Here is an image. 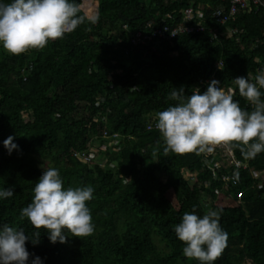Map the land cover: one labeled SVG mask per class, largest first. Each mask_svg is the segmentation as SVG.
Returning a JSON list of instances; mask_svg holds the SVG:
<instances>
[{"label":"trees","instance_id":"16d2710c","mask_svg":"<svg viewBox=\"0 0 264 264\" xmlns=\"http://www.w3.org/2000/svg\"><path fill=\"white\" fill-rule=\"evenodd\" d=\"M74 2L82 15H98V22L86 19L63 39L19 56L0 47V190L14 189L12 197L0 198V227L23 229L33 239L40 232L38 244L26 242L29 264L36 256L43 264H199L184 256L174 229L186 212L202 217L209 209L220 212V226L228 233L214 264H264V183L251 171L264 170V152L246 158L233 147L248 167L239 170L238 184L224 191L202 166L201 154H165L159 131L147 128L158 112L177 103L167 98L173 90L183 87L185 96L197 88L204 92L210 81L200 80L212 76L227 89L234 78L255 72L256 59L264 55V10L238 12L230 23L243 29L236 42L226 36L211 40L205 32L132 47L124 25L135 31L150 20L172 23L168 15L178 20L191 6L201 8L212 25V8L226 1ZM234 93L251 111L237 85ZM105 132L120 134L118 151H108L102 163L75 157L89 151L92 141L107 143ZM9 136L18 145L11 154L4 146ZM48 167L59 169L65 189H94L86 202L95 225L91 236L73 237L65 230L67 242L52 243L47 230L21 216Z\"/></svg>","mask_w":264,"mask_h":264},{"label":"clouds","instance_id":"9594fccd","mask_svg":"<svg viewBox=\"0 0 264 264\" xmlns=\"http://www.w3.org/2000/svg\"><path fill=\"white\" fill-rule=\"evenodd\" d=\"M74 0H10L0 2V45L11 55L19 56L29 50H42L50 41L63 39L87 19L95 24L98 15H82ZM172 35H176L172 33ZM219 67H221L219 65ZM239 95L251 105L243 109L234 100V90L219 87L220 81L211 80L207 89L198 88L185 96V89L173 90L167 97L174 106L157 113L156 128L161 134L165 154H211L217 147L231 150L238 147L246 158L264 152V72L255 76L234 78ZM9 136L4 146L9 154L18 145ZM155 155V151L153 152ZM238 182L239 173L233 174ZM91 186L65 189L59 169L44 168L34 187L31 203L21 211L31 225L49 233L52 243H66L65 230L73 237H88L95 231L88 201L93 198ZM14 194L11 187L0 190V198ZM220 212L209 210L202 217L186 212L175 226L176 236L185 245L183 254L199 264H214L227 247L228 233L220 226ZM23 229L7 224L0 227V264H29L30 253L26 242L39 243ZM31 264H43L36 256Z\"/></svg>","mask_w":264,"mask_h":264},{"label":"built area","instance_id":"2783aa9c","mask_svg":"<svg viewBox=\"0 0 264 264\" xmlns=\"http://www.w3.org/2000/svg\"><path fill=\"white\" fill-rule=\"evenodd\" d=\"M85 1V0H83ZM226 4H222L217 7H213L210 13V19L214 21V24L208 25L205 13L201 8L188 7L183 12L181 17L176 20L175 16L168 15L172 19V23L166 21L165 18L162 19L160 25H155L153 20H150L144 29L129 31L127 25L123 26V29L129 32L128 41L130 46L139 47L149 44L154 39L166 40L171 42L176 36L180 34H199L209 32L211 40H216L221 36H226L233 41H239L243 29L231 26L230 23L234 22L239 11L244 13H251L259 9L264 10V0H225ZM176 21V22H175ZM172 33L176 35H172ZM259 63L255 72H249L254 80L255 76L259 73L264 72V55L256 59ZM222 67V61H219L216 65V69L219 70ZM248 75V74H247ZM246 75V77H247ZM218 80L215 76L210 79L200 80L201 84L208 83L211 80ZM219 81V80H218ZM219 87L220 84L218 85ZM222 88V87H221ZM233 89L235 92V84L233 86L225 89ZM157 117H153L149 124L148 129L156 128ZM158 130V129H157ZM104 136L109 138L107 143H99V149H92L89 147V151H79L75 152V157L83 162L89 163L93 161L94 154L98 155L101 153L103 157L108 151L115 152L120 149L118 143L120 142V134L117 132L104 133ZM96 162V161H94ZM98 162V161H97ZM96 162V163H97ZM202 166L209 169L213 180L221 181L223 183V190H232L238 182H234L233 174L238 173L240 169H246L248 167V162L238 160L235 157L233 148L231 150L224 147H217L215 151L211 154H201ZM100 163V162H98ZM227 167H232L233 171L224 172ZM252 171V175L254 172ZM188 174H186V177ZM188 178V177H187ZM209 183V182H208ZM242 192H238V201L241 200Z\"/></svg>","mask_w":264,"mask_h":264},{"label":"rangeland","instance_id":"374dc122","mask_svg":"<svg viewBox=\"0 0 264 264\" xmlns=\"http://www.w3.org/2000/svg\"><path fill=\"white\" fill-rule=\"evenodd\" d=\"M2 45H0V47H1ZM101 145V144H100ZM91 148L92 149H99L100 148V146H99V144H98V141H92L91 142ZM101 146H103V145H101ZM92 157H93V161H98V162H100V163H102V159L104 158L103 157V155L101 154V153H99L98 155H96V154H94V156L92 155ZM106 160L104 159V162H105ZM188 177V176H187ZM253 177L256 179V180H258V181H260V184H263L264 183V170L263 171H257V172H254L253 173ZM208 207V206H207ZM209 208V207H208ZM209 210V209H208ZM208 210L207 211H205V213L206 212H208ZM244 264H252V262L251 261H249V260H247V261H245V263Z\"/></svg>","mask_w":264,"mask_h":264}]
</instances>
